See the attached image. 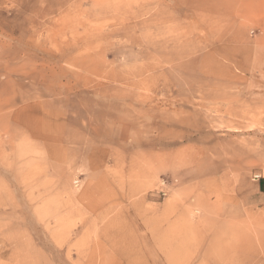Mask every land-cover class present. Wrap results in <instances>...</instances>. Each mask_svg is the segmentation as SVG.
Segmentation results:
<instances>
[{
  "label": "rangeland",
  "instance_id": "rangeland-1",
  "mask_svg": "<svg viewBox=\"0 0 264 264\" xmlns=\"http://www.w3.org/2000/svg\"><path fill=\"white\" fill-rule=\"evenodd\" d=\"M264 0H0V264H264Z\"/></svg>",
  "mask_w": 264,
  "mask_h": 264
},
{
  "label": "crops",
  "instance_id": "crops-1",
  "mask_svg": "<svg viewBox=\"0 0 264 264\" xmlns=\"http://www.w3.org/2000/svg\"><path fill=\"white\" fill-rule=\"evenodd\" d=\"M260 177L258 179H255V181L257 182L258 186L260 188H262V191H264V175L261 176V174H259Z\"/></svg>",
  "mask_w": 264,
  "mask_h": 264
},
{
  "label": "built area",
  "instance_id": "built-area-1",
  "mask_svg": "<svg viewBox=\"0 0 264 264\" xmlns=\"http://www.w3.org/2000/svg\"><path fill=\"white\" fill-rule=\"evenodd\" d=\"M259 177H260L259 174H255V175H254V178H255V179H258Z\"/></svg>",
  "mask_w": 264,
  "mask_h": 264
}]
</instances>
